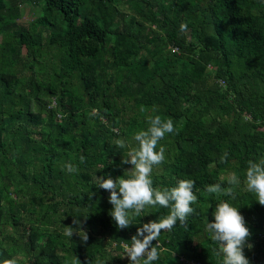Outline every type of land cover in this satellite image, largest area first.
Here are the masks:
<instances>
[{"label":"trees","instance_id":"1","mask_svg":"<svg viewBox=\"0 0 264 264\" xmlns=\"http://www.w3.org/2000/svg\"><path fill=\"white\" fill-rule=\"evenodd\" d=\"M24 7L39 12L25 24ZM155 115L175 132L160 141L153 186L191 179L198 200L152 242L153 264H222L206 231L221 200L250 230L249 264H263L264 206L243 183L235 200L205 187H227L233 172L243 182L264 158V0H0V264H130L122 245L169 209L146 207L119 229L95 177L131 171L115 141L136 146ZM74 220L87 242L63 234Z\"/></svg>","mask_w":264,"mask_h":264},{"label":"clouds","instance_id":"2","mask_svg":"<svg viewBox=\"0 0 264 264\" xmlns=\"http://www.w3.org/2000/svg\"><path fill=\"white\" fill-rule=\"evenodd\" d=\"M181 31H185L187 26L182 24ZM141 112L144 108L141 107ZM148 128L140 130L134 134L132 139L136 146H130L124 139H118L115 144L118 148H128L127 158L123 159V164L132 165L131 171L114 180L108 178L95 177L97 188L110 192L109 203L113 205L109 215L115 221L119 229H126L132 225L135 217L143 215L146 207L160 206L169 209L167 215L160 217L158 221L144 223L137 228L136 235H133L130 243L122 245L125 257L130 264H153L160 258L161 248L157 244L153 246V241H158L162 231H171L177 222L180 226L187 223V219L195 212L192 207L198 200L193 189L195 181L191 179H178L176 186L171 188H159L153 186V169L165 162L166 146L160 141L167 134L175 132L173 120L163 119L160 115L148 118ZM158 148V150H157ZM80 162H85V157L80 156ZM220 163L228 162V152H224L220 157ZM69 173L78 171L72 164L64 166ZM214 167V165H209ZM223 181V177H221ZM243 183V190L254 194L256 202L264 206V158L259 162L249 160L244 180L235 173H230L227 179V187L222 183L207 185L205 191L208 194L229 197L236 199V189ZM213 221L206 224V231L209 232L210 239L218 244L215 254L222 256V264H249V260L244 254V248L248 244L251 233L246 226L244 217L237 207L227 200H221L215 205L212 212ZM78 228L65 227L64 235L71 238L74 232L87 242L88 235L80 230L79 220H74ZM2 264H17L16 259H5ZM72 264H80L76 257Z\"/></svg>","mask_w":264,"mask_h":264},{"label":"rangeland","instance_id":"3","mask_svg":"<svg viewBox=\"0 0 264 264\" xmlns=\"http://www.w3.org/2000/svg\"><path fill=\"white\" fill-rule=\"evenodd\" d=\"M39 12H38V10H36V9H34V8H32V7H24L23 8V18L20 20V22L21 23H28L29 21H31V20H33L36 16H38L37 14H38ZM115 245V244H114ZM122 254V253H121ZM123 256H124V258L127 260L128 258H126L125 257V253H124V251H123V254H122ZM182 260H187L188 261V259H183V258H181V259H179V261H182ZM190 262V261H189ZM193 261H191V263H192ZM192 264H195V263H192Z\"/></svg>","mask_w":264,"mask_h":264},{"label":"built area","instance_id":"4","mask_svg":"<svg viewBox=\"0 0 264 264\" xmlns=\"http://www.w3.org/2000/svg\"><path fill=\"white\" fill-rule=\"evenodd\" d=\"M188 263H189V264H192V263H194V262H192V263H191V262H188ZM195 264H199V263H195ZM263 264H264V263H263Z\"/></svg>","mask_w":264,"mask_h":264}]
</instances>
